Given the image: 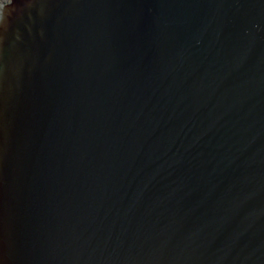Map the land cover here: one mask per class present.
Wrapping results in <instances>:
<instances>
[{"label":"water","instance_id":"95a60500","mask_svg":"<svg viewBox=\"0 0 264 264\" xmlns=\"http://www.w3.org/2000/svg\"><path fill=\"white\" fill-rule=\"evenodd\" d=\"M0 264H264V0H0Z\"/></svg>","mask_w":264,"mask_h":264}]
</instances>
